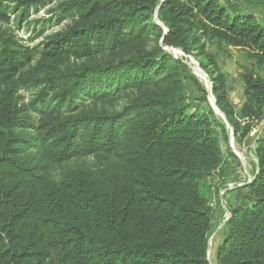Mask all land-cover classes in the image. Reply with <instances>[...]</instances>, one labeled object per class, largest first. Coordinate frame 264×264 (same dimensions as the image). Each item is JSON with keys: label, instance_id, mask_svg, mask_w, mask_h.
I'll use <instances>...</instances> for the list:
<instances>
[{"label": "trees", "instance_id": "1", "mask_svg": "<svg viewBox=\"0 0 264 264\" xmlns=\"http://www.w3.org/2000/svg\"><path fill=\"white\" fill-rule=\"evenodd\" d=\"M52 1L0 0V264H212L206 179L226 123L239 144L264 125V24L219 0H56L66 27L20 42L11 13L21 24ZM208 41L254 62L239 108ZM167 47L197 52L225 120ZM253 151L217 264H264V129ZM84 156L102 163L54 171Z\"/></svg>", "mask_w": 264, "mask_h": 264}, {"label": "rangeland", "instance_id": "2", "mask_svg": "<svg viewBox=\"0 0 264 264\" xmlns=\"http://www.w3.org/2000/svg\"><path fill=\"white\" fill-rule=\"evenodd\" d=\"M229 10L235 12L250 11L264 24V0H219ZM57 1L54 0L38 10H33L28 14L21 24L14 21L15 12L11 13V23L7 24L15 33L18 40L31 48L38 49L44 39L61 29L71 21L70 16L58 15ZM6 26V24H5ZM42 29V33L39 31ZM41 32V31H40ZM175 57H186L192 74L204 85L208 92L209 105L215 110L217 117L225 120V116L214 104L212 95L211 81L208 74L202 69L200 59L194 52L186 55L179 48H166ZM206 49L216 56L218 65L223 72L227 81L230 99L233 104L239 108L244 101L243 80L241 73L248 68H254V62L249 60L244 51L233 46H229L219 41H208ZM262 73V71H259ZM188 95H200L201 91L197 90L191 80H186ZM25 97L30 98V93L22 91ZM198 109H208L207 104L195 102ZM229 132H220V140L224 150V158L221 169L206 179L204 192L215 211V222L210 237L209 257L212 264H217L216 249L223 240L226 229L225 222L229 217L230 210L247 201L245 196L244 184L252 179V174L257 169V158L253 151L256 139L263 132L264 125H257L250 136L239 144L234 136L233 130L229 123H226ZM102 163V158L95 156H84L74 158L60 166L54 171H61L67 168H76L79 165L96 167Z\"/></svg>", "mask_w": 264, "mask_h": 264}, {"label": "water", "instance_id": "3", "mask_svg": "<svg viewBox=\"0 0 264 264\" xmlns=\"http://www.w3.org/2000/svg\"><path fill=\"white\" fill-rule=\"evenodd\" d=\"M214 104H215V106H216V103H215V101H214ZM217 107V106H216Z\"/></svg>", "mask_w": 264, "mask_h": 264}]
</instances>
